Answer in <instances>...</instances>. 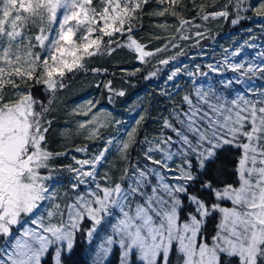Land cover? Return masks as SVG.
<instances>
[{
    "label": "snow or ice",
    "instance_id": "6c2138e0",
    "mask_svg": "<svg viewBox=\"0 0 264 264\" xmlns=\"http://www.w3.org/2000/svg\"><path fill=\"white\" fill-rule=\"evenodd\" d=\"M152 2L166 6L151 15L177 18L172 47H179L176 39L192 38L193 28L204 39L199 29L211 21L236 26L251 19L249 12L264 17V0H190L192 19L178 10L189 8L185 0H0V264H79L75 257L84 244L90 264H111L114 254L117 264H264V86L256 85L264 80V49L233 59L244 47H260L255 36L225 49L207 71L200 65L171 71L167 81L183 72L192 89L179 102L161 91L172 108L157 135L137 140L147 119L143 108L131 127L106 110L94 111L92 101L73 109L72 115L87 118L77 122V132L103 139L104 146L90 155L87 145L75 147L86 158L55 163L69 155L49 146L57 94L69 74L107 72L89 69L88 62L118 49L147 64L168 48L147 50L135 38ZM97 87L109 102L126 95L111 80ZM109 126L116 134L104 139L101 130ZM67 131L60 135L67 138ZM136 148L142 157L133 161ZM233 149L239 153L235 180L222 183L217 164Z\"/></svg>",
    "mask_w": 264,
    "mask_h": 264
},
{
    "label": "trees",
    "instance_id": "16d2710c",
    "mask_svg": "<svg viewBox=\"0 0 264 264\" xmlns=\"http://www.w3.org/2000/svg\"><path fill=\"white\" fill-rule=\"evenodd\" d=\"M206 2L207 0H197V3ZM251 2L256 3V0H251ZM185 3L189 4V8L185 10L181 7L178 10L186 19H192L195 12L191 9L190 0H185ZM164 6L166 5L158 6L155 2H152L145 8L144 14L141 15L138 22L135 38L147 45V50H154L157 47L164 48L167 44L168 48L165 51L150 58L147 64L139 63L136 59V54L129 51L127 48L118 49L112 55H97L89 60L88 68L107 69V72L93 73L91 71H79L76 72L75 75L69 74L67 87L57 94V98L60 95L69 97L68 103L72 106L70 111L78 102L92 101L96 104L98 109L106 110L110 112L115 119L119 118L125 121L126 127L133 126V122L138 118L141 108L146 109L147 119L143 122L139 135L137 136V140H143L145 135L151 137L159 134L161 118L167 117L172 108L168 98L160 94L161 91L163 90L173 94L176 101L179 102L180 96H182L184 92L191 91L192 89L190 78L183 74V72L173 81H167V76L171 71L177 67L183 69L185 66H187V69H194L196 65H200L202 71H207L205 65L222 60L225 49L232 51L243 45L246 40H251L252 36L256 37L254 43L260 47H244L240 56L233 59L236 61L251 59L256 51L264 49V30H262V28H264V17H257L251 12L246 14L250 16L251 19H246L236 26L222 19L211 21L205 27L199 29V31L205 32L204 39L195 37L194 32L196 29L193 28L187 33L192 38L188 40L176 39L175 43L178 44L179 47H172L169 44V39L172 36H179V34L175 32V27L179 26L177 18L171 15L154 16L150 14L153 10H157ZM211 10L213 9H209V11ZM195 23H201V21L196 20ZM163 24L169 25L170 27L167 29L158 27V25ZM247 29H252V32L249 33ZM158 32V37H160V39H155L154 37H157ZM197 39H200L199 45L196 44ZM172 56H176L177 58L168 65H161L158 63L160 59H166ZM136 69H139V71L136 72ZM152 71H157V75L150 79H145ZM131 72H135V75H127V73ZM231 75L232 73L228 72L225 77H230ZM209 79H220V77L215 74H209ZM108 80L112 81L114 88L118 90L123 89L126 95L124 97H116L112 102H109V94L107 91L103 89V87H97L99 82H107ZM199 83L204 84L206 81L200 78ZM256 85L264 86V80H256ZM36 94L43 99L42 89H38ZM68 112L67 110L66 113ZM53 115L56 121L49 135V140H51V143H57L60 140V136L58 135L53 139L52 134L59 126V123L62 122L68 114L62 113L57 116L52 113V116ZM101 131L104 139L116 134L114 126H109ZM168 134L171 135V133ZM84 145L88 146V150L95 147V152H97L104 146V140L86 139L79 144L74 143L69 148H66L64 145L54 146V144H49L50 148L54 151H64L67 149L69 151L68 156H71V151H73L75 147ZM238 154L239 153L233 149L224 153L220 161H218L217 167L221 170L222 183H231L235 180L234 168L236 156ZM137 157H142L139 148L134 149L131 154V159L133 161H135ZM109 160L112 161L116 168H122L124 166L123 162H117L114 155L109 156ZM55 163L69 164L67 157H61L58 161H55ZM212 227L213 224L210 222L208 225L209 231H211ZM91 255L92 253L89 251L88 245L84 244L82 248H78L75 259L79 264H85V262H89L90 264ZM111 264H117V257L115 254L111 257Z\"/></svg>",
    "mask_w": 264,
    "mask_h": 264
},
{
    "label": "rangeland",
    "instance_id": "374dc122",
    "mask_svg": "<svg viewBox=\"0 0 264 264\" xmlns=\"http://www.w3.org/2000/svg\"><path fill=\"white\" fill-rule=\"evenodd\" d=\"M157 36H159V32L157 33ZM226 75V73H225ZM69 97H64L63 95H60L57 100H56V104H55V111L53 112L55 115L59 116L62 113L63 114H68L62 122L59 123V128L57 127L56 130L54 131V133L52 134L53 139H55V137H57L58 135L60 136V140L57 143H51V140H49L50 144H54V146H60V145H64L66 148L71 147L74 143H81L82 141H85V135L86 132L84 131H80L79 133L77 132V122L81 121V120H85L87 119L86 117L83 116H77V115H72L73 109H76L78 107H82V106H87L88 102H78L76 103L75 106H72L68 103ZM94 103V102H93ZM129 108V107H127ZM69 111L68 113H66V111ZM99 110L97 107L94 109V111ZM108 112V111H107ZM54 116V115H53ZM119 119V118H117ZM56 121V119H55ZM64 130H68L67 131V138L65 136L60 135V133ZM62 136V137H61ZM96 151L95 147H92L90 150H88V154L90 155L92 153H94ZM75 155L77 156V158H86V154L85 153H77L74 150L71 151V156L67 157V161L69 162V164L73 163L71 157ZM68 175L67 173L65 174V176ZM98 242V241H97Z\"/></svg>",
    "mask_w": 264,
    "mask_h": 264
}]
</instances>
